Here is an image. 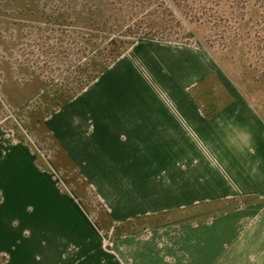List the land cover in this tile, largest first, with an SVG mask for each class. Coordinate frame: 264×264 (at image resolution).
<instances>
[{"label":"rangeland","instance_id":"374dc122","mask_svg":"<svg viewBox=\"0 0 264 264\" xmlns=\"http://www.w3.org/2000/svg\"><path fill=\"white\" fill-rule=\"evenodd\" d=\"M42 1L0 0V264H264V0H92L64 36Z\"/></svg>","mask_w":264,"mask_h":264},{"label":"trees","instance_id":"16d2710c","mask_svg":"<svg viewBox=\"0 0 264 264\" xmlns=\"http://www.w3.org/2000/svg\"><path fill=\"white\" fill-rule=\"evenodd\" d=\"M91 1L92 0H43L42 1L43 6H46V8H48L49 11H46L45 13L44 11H42V13L46 18L47 23H49V25L55 24L56 26H58L57 29L58 33L64 36L63 29L61 30V27L65 25L64 23L69 19L73 11H75L77 7L85 6ZM46 29H47L46 31H48V27ZM51 30L54 31L55 29H53L52 27ZM57 46L58 45H56L54 51L56 53L57 52L60 53V51L63 50V46L59 45V48ZM90 76L92 77L91 74Z\"/></svg>","mask_w":264,"mask_h":264}]
</instances>
